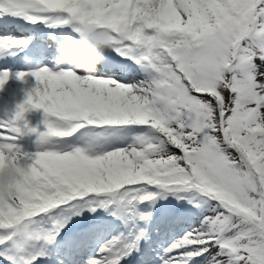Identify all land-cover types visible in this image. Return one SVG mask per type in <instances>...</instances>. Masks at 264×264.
<instances>
[{
	"label": "snow or ice",
	"instance_id": "snow-or-ice-1",
	"mask_svg": "<svg viewBox=\"0 0 264 264\" xmlns=\"http://www.w3.org/2000/svg\"><path fill=\"white\" fill-rule=\"evenodd\" d=\"M0 15V26L12 16L70 27L75 40L87 26L93 44L101 33L108 38L94 67L111 48L147 72L126 85L78 68L83 55L16 72L35 86L0 120V159L15 149V165H24L14 195L0 197V264H39L57 236L68 247L86 243L99 227V214L88 212L98 207L126 231L87 264H154L149 221L182 219L191 210L164 197L189 192L204 206L199 222L158 264H264V0H0ZM27 45L0 36V50ZM8 78L0 70V86ZM29 107L45 114L31 153L15 143L25 129L37 133L24 120ZM125 125L145 128L122 147L104 148L96 132L83 146H57L84 128Z\"/></svg>",
	"mask_w": 264,
	"mask_h": 264
},
{
	"label": "clouds",
	"instance_id": "clouds-1",
	"mask_svg": "<svg viewBox=\"0 0 264 264\" xmlns=\"http://www.w3.org/2000/svg\"><path fill=\"white\" fill-rule=\"evenodd\" d=\"M78 41L85 50L86 58H85V62L83 64H78L77 67L85 71L95 70L94 64L92 62L93 54L96 48H103L106 45L104 43H99L95 45L92 44L87 26H84L83 35L79 37ZM57 51H59L60 57H62L65 60L74 57V54L71 51L65 50V47H61L57 49ZM23 170H24V165L22 163H19L15 166H6L3 170H0V197H9L14 195V188L12 186L19 179L21 172Z\"/></svg>",
	"mask_w": 264,
	"mask_h": 264
},
{
	"label": "rangeland",
	"instance_id": "rangeland-1",
	"mask_svg": "<svg viewBox=\"0 0 264 264\" xmlns=\"http://www.w3.org/2000/svg\"><path fill=\"white\" fill-rule=\"evenodd\" d=\"M114 147H121V146H114ZM112 148V147H111ZM203 210V209H202ZM83 215V214H82Z\"/></svg>",
	"mask_w": 264,
	"mask_h": 264
}]
</instances>
